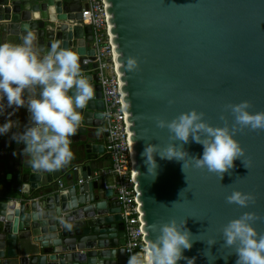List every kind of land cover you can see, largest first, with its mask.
Masks as SVG:
<instances>
[{
	"label": "water",
	"instance_id": "water-1",
	"mask_svg": "<svg viewBox=\"0 0 264 264\" xmlns=\"http://www.w3.org/2000/svg\"><path fill=\"white\" fill-rule=\"evenodd\" d=\"M85 0H0V43H21L27 25L41 54L54 42L79 55L82 74L95 97L82 110L83 120L71 143L74 158L54 171L34 170L22 155V144L5 141L0 155V264H127L125 230L114 192L104 188L95 170L105 151L100 140L103 100L95 62L83 63L94 50L92 29L81 24ZM108 32L118 73L143 251L154 239L153 225L175 219L194 240L183 256L193 264H235L234 249L224 247L221 229L244 212L260 219L264 233V131L237 132L244 160L222 178L196 169L188 159H161L154 154L155 175L141 157L146 144L166 147L169 132L155 118L172 120L195 109L213 127L231 128L225 105L248 100L252 112L264 111V0H104ZM138 70H126L127 58ZM169 100L173 103L169 104ZM23 131L29 113L23 108ZM221 114L226 118L220 119ZM180 145V141H175ZM200 158L203 146L183 145ZM106 158H109L106 155ZM65 175L68 186L59 185ZM79 179L82 182H78ZM252 193L255 204L240 208L226 203L231 191ZM72 227H66V224ZM214 239L215 244L207 242ZM178 264H187L180 260Z\"/></svg>",
	"mask_w": 264,
	"mask_h": 264
},
{
	"label": "clouds",
	"instance_id": "clouds-1",
	"mask_svg": "<svg viewBox=\"0 0 264 264\" xmlns=\"http://www.w3.org/2000/svg\"><path fill=\"white\" fill-rule=\"evenodd\" d=\"M21 43H0V102L6 101L9 108H25L29 113L28 123L23 131L14 132L17 121L6 119L0 124V135L11 132L10 139L22 144V155L36 171L54 172L71 163L74 153L71 150V137L81 126L83 115L80 110L86 108L95 97V90L82 74L79 55L59 42L51 44L46 53L41 54L37 47L35 32L27 25ZM138 61L129 57L126 70H138ZM27 94V95H26ZM173 103L169 100V104ZM253 105L248 100L225 105L233 116L231 128L213 127L204 119L203 112L192 109L181 113L172 120L155 118L156 127L167 129L169 140L166 147L146 144L141 157L148 174L155 175L157 167L154 154L161 159L182 161V171L188 166V159L196 169H206L223 177L234 167V161L244 157L245 150L234 137L244 129L264 131V111L252 112ZM220 119L226 118L221 114ZM192 141L203 146L200 158L189 157L183 145ZM175 141H180L177 145ZM188 158V159H186ZM242 163L245 165L244 160ZM247 168V167H246ZM63 185V184H62ZM226 203L247 208L255 204L256 197L233 189L225 197ZM260 217L254 212H244L238 218L229 220L221 229L224 247L233 248L237 257L235 264H264V233H259L253 224ZM71 228L72 225L66 224ZM154 239L148 241L143 252L132 254L127 264H178L193 259L183 256L184 250H190L194 240L185 227V221L178 224L175 219L153 225ZM209 240V246L215 244Z\"/></svg>",
	"mask_w": 264,
	"mask_h": 264
},
{
	"label": "built area",
	"instance_id": "built-area-1",
	"mask_svg": "<svg viewBox=\"0 0 264 264\" xmlns=\"http://www.w3.org/2000/svg\"><path fill=\"white\" fill-rule=\"evenodd\" d=\"M80 12V23L87 24L92 29L93 38L90 45L94 50L93 59L87 56L83 63H96L94 71L98 76L103 100L101 129L105 134V153L111 161L109 168L100 169L95 174L102 177L104 188L113 190L119 203L126 235L123 247L128 259L132 254L143 252V244L118 73L108 32L104 0H85ZM78 182L82 180L79 179ZM58 183L61 186L63 184L61 180Z\"/></svg>",
	"mask_w": 264,
	"mask_h": 264
},
{
	"label": "crops",
	"instance_id": "crops-1",
	"mask_svg": "<svg viewBox=\"0 0 264 264\" xmlns=\"http://www.w3.org/2000/svg\"><path fill=\"white\" fill-rule=\"evenodd\" d=\"M84 4V2H83ZM27 95V94H26ZM23 108H20L19 110H15L13 108H9L7 107L6 105V101H3V102H0V124H3L5 122L6 119H11L13 121L19 119L20 117H22V113H23ZM97 131L99 132H103L101 127H98L97 128ZM89 141H92V142H95V143H102V144H105V135H103L101 137L100 140H94V139H90ZM5 143L6 141L0 136V155H4L3 153V146H5ZM82 141L79 140L77 142H73L71 144H76V145H79L81 144ZM106 153L105 151L103 153H98V157H97V161H101L102 165H103V168L101 169H107L111 166V161L109 158H106ZM0 161H2V159L0 158ZM99 170L96 169L95 170V173L98 172ZM109 179V178H107ZM60 180L63 182V186H68L67 184V181H66V178H65V175H63Z\"/></svg>",
	"mask_w": 264,
	"mask_h": 264
}]
</instances>
